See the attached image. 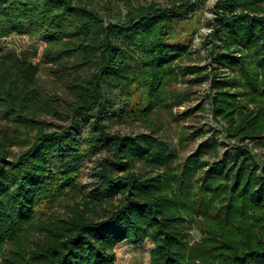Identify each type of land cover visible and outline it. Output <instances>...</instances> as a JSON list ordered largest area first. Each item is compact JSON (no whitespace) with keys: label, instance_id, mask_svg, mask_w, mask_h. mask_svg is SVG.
Wrapping results in <instances>:
<instances>
[{"label":"trees","instance_id":"16d2710c","mask_svg":"<svg viewBox=\"0 0 264 264\" xmlns=\"http://www.w3.org/2000/svg\"><path fill=\"white\" fill-rule=\"evenodd\" d=\"M117 1L127 13L113 23L86 0H0V39L20 34L46 43L38 63L0 50L6 117L25 126L38 114L62 113L38 86L43 62L88 69L69 83L72 112H96L86 138L75 115L68 127H40L32 142L0 131V264H118L120 248L145 246L151 264H264V166L250 147L264 148V0H220L213 31L220 73L211 80L212 116L239 144L210 161L204 155L218 145L202 143L176 165L178 153L165 140L112 133L105 120L149 119L178 71L201 77L203 66L177 63L187 47L169 42L193 0ZM228 68L237 71L223 74ZM109 88L129 101L116 108ZM12 142L29 148L10 159ZM103 151L109 154L98 161L86 199L49 213L60 197L80 190L85 158ZM138 162L155 173L136 171ZM197 221L202 236L192 243Z\"/></svg>","mask_w":264,"mask_h":264},{"label":"rangeland","instance_id":"374dc122","mask_svg":"<svg viewBox=\"0 0 264 264\" xmlns=\"http://www.w3.org/2000/svg\"><path fill=\"white\" fill-rule=\"evenodd\" d=\"M152 1L163 5H167L169 2V0H134V3L138 5ZM86 2L99 10L108 21L118 23L125 20L127 9L117 0H86ZM219 2L220 0H193L188 13L175 19L174 31L169 37L170 43L179 47H187V52L177 60V63L181 65V68L193 65L203 66L205 70L201 77L198 78L186 69L183 72L178 71V79L167 84L168 91L165 102L155 109L151 118L140 119L135 122H123L118 116L110 115L105 120L109 131L122 135L147 133L165 140L178 153V158L173 165L182 164L188 156L196 152L202 143L218 145L217 150L211 148L204 155V158L210 161H217V158H222L231 144H239L235 139L230 140L227 137L224 125L217 122L212 116L211 98L214 90L211 80L215 74L220 73L217 68V60L214 58L215 54L212 51L218 42L213 31L216 26ZM45 47L46 43L40 37L31 39L28 35L13 34L0 39V50H13L19 56L26 57L34 63L44 60ZM68 66L64 69L57 64L43 62L40 71L41 79L38 83L45 95L61 103L62 113L55 115L38 114L35 123L30 122L29 125L20 126L6 117L3 108L0 107V131L4 130L11 135H16L21 141L32 142L40 127L49 131L68 127L72 124L75 115L80 123L76 131L82 137H88L96 112L86 115L72 112L73 94L69 83L77 71L84 77L91 73L86 68L80 70L69 64ZM236 71L234 68H228L223 71V74H232ZM204 77L208 79L201 80ZM107 93L117 101L114 105L116 108L122 104L124 99V101H129V95L127 93L120 94L117 88H109ZM138 97L139 95L136 96V98ZM250 147L258 162L264 166V148L254 144H251ZM28 148L29 145L12 142L8 146L10 159L19 156ZM108 154V151H103L87 156L79 178L80 190L78 192L69 191L64 197H60L59 202L49 207V213L61 214L66 211V204L82 203L87 197V192L93 188L98 161ZM135 170L140 173L154 172L146 163L142 162L136 164ZM113 203L116 201L114 200ZM105 205L99 209V212L105 213ZM109 206L108 204L107 208ZM189 235L192 243L201 240L202 228L198 221L190 224ZM7 250H10V246ZM117 256L118 264H151V255L147 246L143 248L122 247L117 251ZM252 264L262 263L254 260Z\"/></svg>","mask_w":264,"mask_h":264}]
</instances>
